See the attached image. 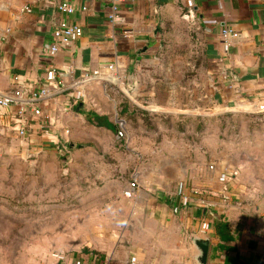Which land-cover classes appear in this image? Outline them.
<instances>
[{"label":"crops","instance_id":"0c3cea01","mask_svg":"<svg viewBox=\"0 0 264 264\" xmlns=\"http://www.w3.org/2000/svg\"><path fill=\"white\" fill-rule=\"evenodd\" d=\"M60 3L70 5L73 12H61ZM112 6L124 18L122 26L110 24L107 13ZM62 21L80 26L82 34L51 55L53 31ZM224 29L238 36L224 41ZM51 68L59 89L54 83L46 85ZM94 71L99 74L93 77ZM85 74L91 79L85 80ZM15 76L24 88L49 89L39 102L42 116L28 117L23 124L15 117V107L0 113L3 132L19 138L18 128L25 127L28 155L31 145L34 152H41L38 145L68 140L70 132L80 138L77 125L84 127V119L77 117L82 116L80 96L87 99L85 88L93 83L117 85L130 107L140 108L157 123L193 120L190 111L200 88L206 94L199 98L218 110L250 108L264 99V0H0V94L12 89ZM95 84L88 93L100 96ZM176 91L186 93L185 103ZM121 110L124 121H131L125 117L130 112ZM143 113L133 115L135 120L142 121ZM172 133L176 136L170 137ZM176 133L173 126L158 125L161 142L139 136L143 140L138 145L131 131L125 134L123 149L136 153L164 149L189 156L179 163L137 170L136 195L124 196L130 199L131 218L127 227L131 239L123 244L124 252L116 250L105 260L85 264H264V179L245 178L241 167L207 170L191 156L197 150L193 139L177 141ZM189 133L187 126L185 134ZM96 148L115 153L121 147ZM224 169L237 170L226 183L217 179ZM179 182L186 190H210L207 207L189 202L173 213ZM220 218L234 237L231 242L220 241L215 233ZM204 222L209 225L206 230L201 229ZM219 243L232 249H219Z\"/></svg>","mask_w":264,"mask_h":264},{"label":"rangeland","instance_id":"374dc122","mask_svg":"<svg viewBox=\"0 0 264 264\" xmlns=\"http://www.w3.org/2000/svg\"><path fill=\"white\" fill-rule=\"evenodd\" d=\"M95 85L101 89L100 96L89 95L88 85L87 99L80 96L82 116L77 117L84 119V127L77 125L79 139L70 132L68 140L51 139L38 145L41 152H34L31 145L28 155L24 152L27 135L18 138L0 126V264H62L51 257L52 252L97 263L116 250L124 252L123 244L131 239L127 230L130 199L124 197L125 186L138 175L139 168L179 163L189 156L164 149L146 153L123 149L129 131L136 136V145L150 136L158 144V125L173 126L177 141L193 139L197 150L191 156L207 170L211 165L241 167L245 178L264 179V113L254 106L218 110L208 99L199 98L206 94L200 88L190 111L193 120L157 123L140 108L130 107L117 85ZM178 93L185 103L186 93ZM120 107L130 112L125 117L131 121H124ZM90 112L106 115L115 130L88 121ZM141 113L145 116L142 121L135 120L133 115ZM120 125L124 135L118 138ZM187 126L189 134H185ZM99 145L121 148L114 153L98 150Z\"/></svg>","mask_w":264,"mask_h":264},{"label":"built area","instance_id":"2783aa9c","mask_svg":"<svg viewBox=\"0 0 264 264\" xmlns=\"http://www.w3.org/2000/svg\"><path fill=\"white\" fill-rule=\"evenodd\" d=\"M58 9L61 12L71 13L73 12V8L68 5L67 3H60L58 5ZM24 10H28L27 7H24ZM107 18L111 25L113 26H122L124 23V18L122 17L121 13L117 10L115 6L110 7ZM82 34V29L80 26L75 24H70L67 21H62L58 23L56 28L53 31L54 42L49 46V53L52 55L54 54L61 45H68L71 42L77 40ZM238 35L235 32H232L230 29H224L222 31V38L226 41L229 37L236 38ZM112 66H109V69ZM99 74L98 71L93 72V77ZM92 76H88L85 74V80H90ZM46 85L54 83L56 87L59 89L60 82L56 80V71L55 69L51 68L46 71ZM49 94V89L47 87H41L38 89L24 88L19 84V79L17 76L13 77V87L10 91L6 93L0 94V113H2L5 109H9L11 107L16 108L15 117L19 120H23V124L27 121L28 117L31 116H42V108L39 105V102L42 101L41 99L46 97ZM254 109L259 113H264V99L259 100ZM20 136H26L28 133L24 126H21L17 130ZM124 130L123 126L120 125L116 136L118 138L123 137ZM210 169H214L213 165L209 167ZM237 174L236 169H224L221 170L218 175L217 179L222 182L226 183L231 178L235 177ZM138 191V179L135 175L131 182L127 185L124 189L123 194L127 198H131L136 195ZM208 194H212V192L208 189L199 188V187H190L186 190L185 185L183 182H179L176 187V197L178 198V203L172 205L173 213H177L181 207L184 206L185 203L194 202L197 207L200 209L207 207V201L205 196ZM194 195L199 196L197 200H193L192 197ZM209 227L208 223H202L203 230H206ZM262 247H263V259H264V239L262 240ZM51 257L59 262V263H66L69 264H85L84 261H81L80 258H73L70 256L68 259V253H60V252H52Z\"/></svg>","mask_w":264,"mask_h":264},{"label":"trees","instance_id":"16d2710c","mask_svg":"<svg viewBox=\"0 0 264 264\" xmlns=\"http://www.w3.org/2000/svg\"><path fill=\"white\" fill-rule=\"evenodd\" d=\"M87 119L88 121L94 123L98 127H104L112 131L115 130V124L111 122L106 115H99L95 112H90L88 114ZM215 233L218 236L219 240L222 242H231L234 238L230 232L227 222L222 218H220L215 223ZM217 248L223 250H229L232 249V246H227L219 243Z\"/></svg>","mask_w":264,"mask_h":264}]
</instances>
